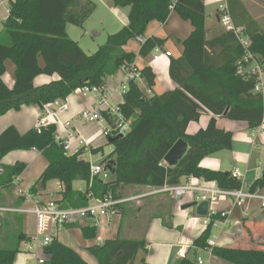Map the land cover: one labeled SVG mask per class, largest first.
<instances>
[{"label":"trees","instance_id":"1","mask_svg":"<svg viewBox=\"0 0 264 264\" xmlns=\"http://www.w3.org/2000/svg\"><path fill=\"white\" fill-rule=\"evenodd\" d=\"M109 1L114 6L129 8L127 25L107 36L106 42L93 54H86L68 37L66 25L81 27L95 7L92 1L7 0L8 16L0 32V117L9 111L17 112L23 106H41L42 109L56 100L65 101L80 88L105 85L108 78L133 63L137 56L146 58L156 47L163 46L164 40L146 36L148 25L165 23L172 11L192 26L189 37L181 42L182 54L169 62V76L176 89L154 92V73L148 66L139 68L149 93L138 83L130 82L123 95L120 108L132 125L125 135L106 139L112 151L100 164L109 171L107 181L98 177L91 179L89 161L84 157L85 150L97 155L103 148L82 146L68 154L63 145L55 144L53 123L40 131L32 128L24 134L13 125L7 126L0 133V160L14 151L39 152L47 166L30 191L35 193L36 189L56 181L63 188L58 203L64 208L86 207L91 200H102L108 195L119 199V191L124 187L174 186L184 178L201 179L227 190L241 188V182L232 179L230 173L200 166L203 158L230 150L232 146V134L218 128L216 117L245 122L250 129L264 123V103L261 94L253 91L254 77L236 75V62L242 57V49L233 33L227 31L218 38L206 39L204 0ZM227 5L234 25L242 28L250 42V51L264 66V29L255 20L257 16L264 18V0H227ZM138 38H145L138 53L126 50ZM8 61L14 65L11 87L3 81ZM40 76L56 79L35 86ZM204 114L211 115L207 126L188 134V125L199 121ZM105 120L110 122L106 116ZM178 140L186 142V154L175 167L163 165L165 155ZM1 169L0 190H6L21 176L26 165L15 163ZM76 181L84 182L85 189H73ZM263 188L264 174L248 191ZM118 209L122 229L129 214L125 204ZM96 231V228L84 227L82 235L92 240ZM212 232L209 225L192 243L194 251L175 264H196V250L206 248ZM29 241L21 233L16 248L0 249V264H14L20 252L19 244ZM146 244L144 238L127 239L118 234L87 250L97 264H134L137 253L143 251ZM42 255L45 264H87L77 252L56 239L43 248ZM212 255L228 264H264V243L257 247H215Z\"/></svg>","mask_w":264,"mask_h":264},{"label":"crops","instance_id":"2","mask_svg":"<svg viewBox=\"0 0 264 264\" xmlns=\"http://www.w3.org/2000/svg\"><path fill=\"white\" fill-rule=\"evenodd\" d=\"M6 4L7 0H0V32L8 16V5L6 6ZM203 4L206 15V39L211 40L222 36L227 31L219 21L218 8L220 5H226L228 7L227 0H204ZM128 13L129 8L127 10V17ZM255 20L260 23L262 27L264 26L263 17L257 16ZM171 22L176 25L175 29L169 28ZM125 25H127V23H123V26ZM191 32V24L181 20L172 11L165 23H150L146 36L148 38L154 37L164 40L163 46L159 47V49L162 52H170L172 57L176 58L179 57L183 51L181 42L187 39ZM138 50L139 43L136 40L132 51L138 53ZM152 52L146 58L137 56L135 59L137 66L139 68L148 66L154 73L156 77L154 92L162 93L175 90L177 86L169 76V62L172 57L162 58L160 61L154 62L152 59ZM10 67V73L13 74L14 65L12 64ZM6 73L7 70L3 76L4 82ZM52 78L53 76L41 80V84L39 85L47 84L56 79L51 80ZM123 79L124 73L119 70L105 82L107 94L112 95V99L115 102L121 100L118 88L122 84ZM138 85L146 93L147 90L143 82H138ZM94 105L95 98L92 95L83 96L78 91H75L64 101V109L58 111L56 113V118L51 120L56 126L57 133L61 132V127L64 123L70 122L72 124L73 137L69 139L68 154L74 153V151L82 146L89 149H96L103 148L106 145V139L103 135L97 139L95 136L87 134L91 130L96 129L98 123L93 122L91 127L87 129L84 128L86 124L78 120L81 111L92 109ZM39 114L40 108L38 106H23L17 112L9 111L0 117V133L7 126L13 125L20 134H24L28 130L34 128ZM210 119L211 115H202L199 121L191 122L188 125L187 133L194 134L200 129H204ZM215 119L218 128L232 134V146L230 150H223L203 158L200 162V166L205 169L228 173L238 170L242 176L241 188L246 191L254 181L262 176L264 170V123L256 129H250L245 122L232 121L223 117H216ZM57 125L60 126L59 132ZM105 127L106 125L102 129ZM99 154L102 155L103 151ZM28 155L31 157H28ZM97 155H92L89 151L85 150L84 157L89 162L94 163L93 158ZM15 163H23L26 165L25 171L18 177L19 186L23 190H30L47 166L46 160L37 151H14L0 160V170H2V166H10ZM94 164H99V162ZM189 179L190 178L182 179L180 184L185 183ZM53 183V186L50 188L46 185L44 188L36 189L34 194L40 196L45 201H58L59 199L56 198H60V196L55 194L59 193L62 187L58 182ZM208 184L214 185V183ZM151 189V187L128 186L122 188L119 192L125 193L126 196H124V198H126L140 195ZM256 192L260 195H264V188ZM167 197L166 194H158L143 198L142 201L137 202V204H139V202L145 203V208H143V206L137 207L129 205L130 203L125 204V211L129 215H127V221L122 229L120 228L122 217L118 214L108 225L97 228L96 236L92 240L85 239L82 235V229L84 227H92L91 223L88 221L83 224H74L70 225V227H64L63 229L67 231V235L64 236L62 240H59V231H56L55 239L77 252L87 264H97L96 260L87 250L89 247L102 244L106 240L114 239L118 234L127 239L147 238L145 240L147 243L146 247L143 251L140 250L137 253L134 264H175L176 261L181 259L179 257L180 253L185 251L187 255L194 251L192 243L205 229L202 224V217L195 214L194 208H183L195 202L193 194L189 193L184 198L176 201L170 200ZM168 200H170V202ZM91 202L92 200L89 203ZM0 206L6 209H19L29 208L30 205L24 204L21 199L16 197L11 187L10 189L0 190ZM213 207L218 211H230L226 223L224 225H219L218 229L212 232L217 237L216 247H257L264 243V209L261 208L259 201L248 200L242 207L236 208L232 207L230 200L221 199ZM151 210L155 211L156 215L161 211L166 214V216L172 215V217H174V222L172 224L173 229L160 227V223L158 225L155 221L152 223V221L142 217L146 211ZM0 218H3L6 222L9 221L10 218H13V221L18 220L19 228L22 230L20 233L24 234L29 240L35 232V219L31 214L23 215L14 212H4L0 213ZM140 226H142V229ZM27 243L28 242H22L19 244L20 252L16 255L14 264H34L32 258L28 256L31 253L28 252L26 247ZM196 252V257L202 258V255L205 254L208 264L225 263L214 257L212 253H199L197 250ZM38 255L40 258L44 259L42 251H39Z\"/></svg>","mask_w":264,"mask_h":264},{"label":"built area","instance_id":"3","mask_svg":"<svg viewBox=\"0 0 264 264\" xmlns=\"http://www.w3.org/2000/svg\"><path fill=\"white\" fill-rule=\"evenodd\" d=\"M219 21L226 31L233 33L237 43L242 49V57L236 62L237 76H252L255 79L254 89L255 93L262 96L264 103V66L260 63L259 57L254 55L250 49V42L244 36L242 28L236 27L229 14L226 5H220L218 8ZM139 45L145 43L144 38L137 39ZM172 54L168 51L162 52L159 47H156L152 52V59L154 62L160 61L162 58H170ZM121 71L124 73L122 84L118 88V93L121 96L119 102L112 99V95H108L105 85L100 87H83L78 91L83 96L92 95L95 98V105L92 109H86L80 112L78 120L83 124L104 121L106 127L103 129L102 135L105 139L116 136H123L129 132L132 121L127 119L122 113L120 105L123 102V95L128 89L130 82H141V75L139 67L136 62L123 66ZM146 93H149L147 90ZM64 101L56 100L52 104L43 106L40 114L36 120L34 129L40 131L47 127L56 118V113L64 109ZM105 116L109 118L107 123ZM60 133L55 134L56 146H64L68 153L69 139L73 137L72 124L66 122L62 125ZM77 151V150H76ZM75 152V151H74ZM163 165L166 163L163 161ZM90 177H98L103 181H107L110 177L109 171L105 165L94 164L89 162ZM2 170H0V174ZM264 173V170H263ZM262 173V175H263ZM230 177L238 182H241L242 176L238 170L230 173ZM10 187H12L16 197L21 199L24 204L30 205L29 208L6 209L0 206V213L14 212L18 214H31L35 219V232L31 236L30 241L26 244L28 252L34 256V264H45L44 259L38 255L39 251L52 243L55 239L56 231L74 224H83L90 222L93 228H99L103 225H108L119 214L118 206L121 204L131 203L140 199L158 195L166 194L172 200H180L189 193L194 195L197 203L207 201L209 204L208 214L202 217V224L204 229L211 225L212 230H217L219 225H224L228 220L230 211H218L214 209V205L221 199H228L231 201L232 207H242L248 200H257L260 202L261 208L264 209V195L257 192L244 191L242 188L237 190H227L218 187L217 185L208 184L206 181L196 178H190L185 183L168 186L165 185L160 188H152L151 190L137 196H130L126 198L113 199L110 195L102 200H92L86 207L73 208L61 207L57 200H43L40 196L35 195L30 190H23L19 186V178H15ZM217 237L212 235L206 241V248L204 250L197 249L200 252L212 253V249L216 247ZM180 258L186 257V252L179 254ZM196 264H205L201 257H196Z\"/></svg>","mask_w":264,"mask_h":264},{"label":"rangeland","instance_id":"4","mask_svg":"<svg viewBox=\"0 0 264 264\" xmlns=\"http://www.w3.org/2000/svg\"><path fill=\"white\" fill-rule=\"evenodd\" d=\"M90 1L94 3L95 7L92 10L90 16L84 21L82 26L79 27V26H76L70 23L66 25V32H67L68 37L71 40L76 41L79 47L86 54H93L98 49L99 46H102L106 42L107 36L116 33L117 31L121 29V27L123 26V23H127V10H128V7L114 6L113 3L109 0H90ZM169 28L175 29L176 25H174V23L171 22L169 24ZM262 28L264 29V26ZM133 48H134V44H130L126 48V50L132 51ZM11 65L12 64L10 62L6 63L7 73L4 78L5 84L9 87L13 85V81H14L13 74L10 73ZM46 78L47 77L45 76L38 77L35 80L34 85L40 86L39 84H41V80L46 79ZM55 78L56 77L53 76L51 80ZM96 123H98V125L96 126V129L91 130L87 134H91L92 136H95L98 139L102 135V130H103L102 128L105 126V122L98 121ZM92 124L93 123L86 124L84 125V128L88 129L91 127ZM57 128L59 132L60 126L57 125ZM111 149H112L111 147L105 145L103 147V154L102 155L99 154L95 156L93 158V162L100 163L105 157L109 155V153L111 152ZM29 156L30 155H28V157ZM53 182H56V181L49 182L46 185H48V187L50 188L53 186L54 184ZM72 187L75 190L82 191L85 189V183L82 181H76L72 184ZM62 191H63V188H61L60 192L55 195H58L61 198ZM120 195H121V198H124V196H126L125 193H120ZM60 198L57 197L56 199H60ZM167 198L170 199L169 196ZM142 200L143 199H140L138 201H142ZM170 200L168 201L170 202ZM138 201H135V203L131 202L130 204L129 203L128 204L132 206H137V207L143 206V208H145V203L139 202V204H137ZM142 217H144L146 220L148 219L152 221V223L154 221L158 225L160 223L161 224L160 227H164L167 229H171L168 227H171L174 222V217H172V215L166 216V214H164L162 211L159 212L157 215H156V212L153 210L146 211L142 215ZM140 227L142 229V226ZM172 229H173V226H172ZM58 231H59V240H62V238L64 239V236L67 235V231L64 230L63 228L59 229ZM20 232H22V230L21 228H19L18 220L13 221V218H10L9 221L6 222L3 220V218H0V249L11 250V249L16 248L17 242H18V236L21 234ZM99 234H100V230H99ZM146 239L144 238V240ZM28 256L29 258H32V260H34V256H32L31 254H29ZM202 258L205 264H208L207 257L205 254L202 255ZM222 264H228V263L225 262Z\"/></svg>","mask_w":264,"mask_h":264},{"label":"water","instance_id":"5","mask_svg":"<svg viewBox=\"0 0 264 264\" xmlns=\"http://www.w3.org/2000/svg\"><path fill=\"white\" fill-rule=\"evenodd\" d=\"M41 109V106H39ZM187 144L183 140H178L165 155L163 161L169 167H175L187 152ZM264 174V173H263ZM184 209L194 208L195 214L199 217H206L209 204L207 201L197 203L196 201L183 207Z\"/></svg>","mask_w":264,"mask_h":264}]
</instances>
